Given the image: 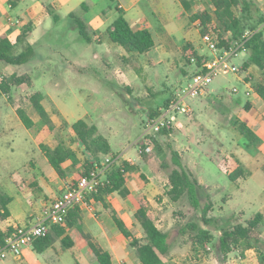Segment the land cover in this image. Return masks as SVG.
<instances>
[{
	"label": "rangeland",
	"instance_id": "obj_1",
	"mask_svg": "<svg viewBox=\"0 0 264 264\" xmlns=\"http://www.w3.org/2000/svg\"><path fill=\"white\" fill-rule=\"evenodd\" d=\"M255 2L262 12L264 0ZM198 3L199 10L206 8L211 11L212 5L208 0H200ZM62 26L60 29L62 27L64 31L65 26ZM261 27L264 32V23ZM53 33L54 30L49 29L44 35V40L51 41ZM55 34L59 35L57 38L65 37L68 46L62 47L60 42L53 46L43 43L36 47L33 56L35 58L30 62L6 69L4 65V68L0 67V83L12 75L23 77L25 80L21 84L11 82L8 93H4L0 87V187L7 185L13 175L19 174V169L25 163L31 161L35 164L39 161L38 158L42 154L40 145L50 146L56 143V134L58 138L65 137V130L68 131L70 127L65 117L70 122L83 118L89 124L96 125L98 132L109 139L112 148L109 157L117 158L114 164L129 161L130 165H136L138 168L147 166L143 170L154 183L149 185L155 188L148 192V211L158 228L162 231H173L172 245L166 262L176 260L180 264H258L256 250L246 256L241 248H234L227 255H223L217 245L219 227L227 224L246 225L247 220L257 211L255 206L259 201L260 190L264 187V173L257 172L252 175V179L234 183L218 169L210 157L218 149L219 142H228L230 135L225 127L226 121L231 117L232 120L238 119L239 113L235 110L242 108L247 99L244 96L245 86L240 79L248 81L254 94H257L255 86L264 85L262 71L251 65L245 70L241 69L237 75H216L209 84L208 91L186 100L190 111L187 114L175 115L173 129L169 133H156L147 137L150 148L147 152L148 161L145 163L143 153L140 152L145 144L142 139L143 124L151 111L160 110L178 88L186 84L198 70L194 61L186 59L191 58L188 56L191 52L182 53L178 67L174 62L166 68L150 67L144 76H137L135 79L132 73H126L125 68L128 66L122 63L120 58L108 56L109 71L112 75V80H109L110 78H103L102 60L95 58L99 49L97 43L89 47L77 38L74 30L68 28L65 33ZM212 34L214 39H218L216 33ZM197 51L195 53L201 58L209 54L201 39ZM247 57L248 52H241L231 62L241 66ZM83 59L92 60L87 69H84ZM115 69H118V72L114 73ZM233 87L238 88L237 95L231 93ZM37 91L44 95L42 104L57 123V129L52 133L46 126L39 124L38 115L30 104L29 97ZM237 97L242 98L240 105L234 102ZM18 108L23 109L34 121L32 127L26 128L23 125L16 113ZM63 123H67V127L61 132L58 127ZM153 139L162 143L161 151L155 148ZM167 143L179 153L185 168L205 185L204 189L199 190V196L202 202L208 198L212 204L207 216L212 219L209 224H204L199 210L190 206L186 196L174 202L166 195L168 173L174 167ZM72 148L83 162L94 165V159L81 142H74ZM103 161L104 159L101 160ZM128 179L134 183L132 174ZM245 199L251 203H246ZM188 222L209 229L213 235L212 242L194 250L190 238L193 232H181V228ZM139 231L138 227L133 236L138 235ZM260 239L264 241V237ZM53 248L56 251L34 252V255L46 260V264H75V257H78L81 264L86 262L74 248L61 249L58 240L53 243ZM0 264L32 263L28 259L14 261L6 258L0 259Z\"/></svg>",
	"mask_w": 264,
	"mask_h": 264
},
{
	"label": "crops",
	"instance_id": "obj_2",
	"mask_svg": "<svg viewBox=\"0 0 264 264\" xmlns=\"http://www.w3.org/2000/svg\"><path fill=\"white\" fill-rule=\"evenodd\" d=\"M197 1L200 0H0V35H5L14 42L25 23L31 22L33 29L28 41L35 45V52L36 47L43 43L53 46L60 42L62 47L63 45L68 46V40L65 37L57 38L59 35L55 33H65L67 28L74 30L65 18L69 13H74L84 19L92 35V43H87L88 46L92 47L94 43H97L99 47L95 58L102 60L103 78L107 77L112 80L109 71V59L107 58L112 56L120 58L122 63L128 66L125 68L126 73H132L135 79L137 76H144V73L150 67L166 68L173 62L178 67L182 53L198 52V44L201 39L199 22L191 21L190 15L206 8L199 10L198 7L200 6ZM46 4H51L55 12L60 15L61 20L58 23H53L45 8ZM82 4H84V9L81 8ZM118 9L123 12L133 29L146 28L150 31L154 40V47L151 50L143 54L132 55L122 48L123 51L117 49L113 45L114 43L108 39L106 29L116 18ZM62 25L65 26L64 31ZM60 26H62L61 29ZM49 29L54 30L51 41L44 40V35L47 34ZM36 35H40V37H36ZM185 46L189 48L184 52L183 48ZM131 56L138 63L139 72L134 71L125 60V58ZM34 58L32 57L31 60ZM90 61L92 62L89 59L82 60L83 63L85 62L83 64L84 69L88 68V65L91 64ZM4 66L5 69L11 67ZM4 66L0 63V67L4 68ZM116 72H118V69H115L114 73ZM95 76L97 77V74ZM239 98L242 101V98ZM244 103L249 105L248 109H245L244 106L240 109L239 107L236 108V113H239L238 119L235 120L234 118L232 120L231 117L226 121L225 127L227 134L230 135L228 142H219L218 149L210 157V160L216 164L226 177L237 166L242 168L244 175L235 180L236 182L246 181L257 172L264 173V100L258 94L252 92ZM50 118L56 125L57 123L51 115ZM65 119L68 124L73 123L66 117ZM55 144L48 147L54 148ZM78 159L83 162L79 157ZM38 160L35 164L31 161L25 163L19 169V174L13 175L9 182L7 181V185L0 187V191L10 197V201L6 205L8 216L0 218V233L7 231L14 225H30L37 222L42 208L59 196L68 183L73 181L76 174L82 170L81 167H73L70 161L67 160L62 165L66 175L64 178H60L49 165L43 152ZM145 168L140 167L139 170L128 174V177L130 174L133 175L134 183L132 184L127 178L125 186L128 194L126 196L122 197L113 192L104 197V202L108 207L94 199L91 201L90 209L78 207L79 223L82 231L90 234L104 250L110 253L111 264H142L134 250L129 246V239L124 237L115 225L110 208L124 222L132 235L135 230H138L139 226L134 218V213L141 202L146 205V201L149 200L148 192L151 189L155 190L149 185L154 183L146 171L143 170ZM140 173L144 176L141 185L137 179ZM258 198V204L255 206L257 211L253 215L255 213L262 214V218L255 229L257 236L262 238L264 237V187L261 188ZM245 201L251 203L248 199H245ZM64 230L62 235L54 237L53 243L58 240L61 243V249L74 248L79 257L83 256L85 258V264H91L92 255L83 239L76 236L72 228L64 227ZM139 235H142L141 230L135 236L140 237ZM65 236L71 237L74 241L73 246L70 248L62 246L61 239ZM53 243L38 253H45L48 250L56 251L53 248ZM254 250V248L244 250L245 255L253 254ZM34 252L37 251L33 249L32 245H28L23 249L18 259H11L14 261L28 259L32 264H46V260L37 258ZM74 262L75 264L77 262L81 264L78 257H75ZM172 262L180 264L176 260Z\"/></svg>",
	"mask_w": 264,
	"mask_h": 264
},
{
	"label": "trees",
	"instance_id": "obj_3",
	"mask_svg": "<svg viewBox=\"0 0 264 264\" xmlns=\"http://www.w3.org/2000/svg\"><path fill=\"white\" fill-rule=\"evenodd\" d=\"M208 1L213 7L211 11L204 9L190 15L191 21L199 22L200 35L202 36L210 31L216 33L218 38L217 45L219 48L233 45L236 41H243L245 53L248 52V57L242 63L241 69L245 70L251 65H255L262 71L264 78V32L261 27V24L264 23V15L260 12L255 0ZM45 8L51 16L53 23L56 24L61 20L60 15L55 12L51 4H46ZM81 8L84 9V4L81 5ZM65 18L69 21L71 28L74 29L80 41L88 44L92 43V35L82 17L74 13H69ZM32 29L31 22L25 23L14 42L7 36L0 35L1 64L19 66L32 59L35 53V45L28 41ZM246 32L250 33L244 36ZM225 34L226 36L224 37L223 35ZM106 35L112 43L132 55L146 53L154 47V40L150 31L146 28L133 29L120 9H118L116 18L106 29ZM187 48L189 47L185 46L183 51L185 52ZM190 52L188 56L195 59L194 65L199 68L202 58L199 57L195 51ZM186 59L190 61L191 58ZM125 60L134 71L139 72L138 63L135 58L131 56L125 58ZM11 82L21 84L25 82V80L23 77H16L14 75L4 78L2 83H0V87L4 93L9 92V84ZM255 90L264 100V85L257 84ZM43 99L44 95L40 91L33 93L29 97L30 104L38 115L39 124L41 126H46L49 132L52 133L57 129V126L53 123L49 113L43 106ZM234 102L240 105L241 99L237 97ZM243 106L245 109L249 107L247 103H244ZM16 113L26 128L33 126V120L23 109L18 108ZM157 113L158 110L151 111L149 116H154ZM64 127H67V123L61 124L58 127L59 131L63 132L62 129H64ZM172 129L173 127L168 130L163 128L158 133L166 135ZM68 131L65 130V137L63 136V138H58V134H56L57 139L54 148L40 145V149L47 158L49 165L60 178H64L66 175V171L62 166L65 161H70L73 167H81L82 170L76 174L74 179L77 180L82 174L93 167V163L81 162L78 159L77 154L71 148L74 142H81L94 159V163L98 165H100L102 159L109 156L112 148L107 137L98 132L97 126L89 124L83 118L74 121L70 125ZM153 143L155 148L161 151L162 143L155 139H153ZM166 146L170 149L171 160L174 165L168 173V186L165 189L166 195L174 202L186 196L190 206L194 210H199L204 224H209L212 219L207 216L208 212L211 211L212 204L208 198L202 202L199 196V190L204 189V185L185 168L179 153H177L175 149H172L170 144L167 143ZM144 147L145 144L142 148L144 149ZM143 161L145 163L148 161V154L145 152H143ZM137 170H139L137 166L130 165L126 161H123L121 164H110L104 172L105 181L103 186L99 187L97 192L92 193L91 196L94 200L102 202L105 206L104 197L113 192L118 193L122 197L126 196L128 191L125 185L128 174ZM243 175L244 172L242 168L237 166L228 173V179L234 182ZM137 179L138 183L141 185L144 176L140 173ZM9 201L10 197L0 191V218L8 216L6 205ZM110 213L119 231L124 237L129 239V246L134 250L137 258L142 264H176L175 262H166L172 245L171 233L173 231H162L158 228L143 202L139 204V207L134 213V218L142 233L140 237H134L126 228L124 222L111 208ZM79 218V208L77 206L72 207L65 217L64 225L51 226V231H49L45 237L37 238L33 241V249L37 252H42L53 243L55 236L58 237L64 233V227H68L72 228L74 234L80 239H83L87 245L92 255L91 264H111L110 253L104 250L90 234L82 231ZM261 218V213H255L247 220L246 225L235 224L229 226V224H227L219 227L220 236L218 238V250L223 255H227L234 248H241L242 251L248 248H254L257 252L258 264H264V241L260 239L255 232ZM186 231L193 232L190 238L194 250L203 248L205 244L211 243L213 240L211 231L207 228L198 226L196 223H186L185 226L181 228V232L185 233ZM61 242L64 248H70L74 243L69 236L63 237ZM77 264L79 263L77 262Z\"/></svg>",
	"mask_w": 264,
	"mask_h": 264
},
{
	"label": "built area",
	"instance_id": "obj_4",
	"mask_svg": "<svg viewBox=\"0 0 264 264\" xmlns=\"http://www.w3.org/2000/svg\"><path fill=\"white\" fill-rule=\"evenodd\" d=\"M262 13L264 15V9ZM249 33L246 32L244 36ZM201 40L208 49L209 54L202 58L198 70L195 71L186 84L178 88L172 98L158 110V113L146 118L142 135L145 147L141 149V153H147L150 148V141L147 137L158 133L163 128L168 130L173 127V119L176 114H187L190 111V106L186 103V100L196 98L208 91V86L216 75L221 73L237 75L240 72L241 66H237L231 60L237 57L239 53H245L243 41H236L233 45L219 48L217 39H214L211 32L202 35ZM190 60L195 61L193 57ZM240 81L245 86L244 96L250 97L253 92L252 87L245 79H240ZM238 92L237 87L231 89V93L234 95H237ZM116 160V157L111 158L108 156L100 165L94 163L89 171L82 174L77 180L68 183L59 196L42 208L37 222L30 225H14L1 233L0 259H18L23 249L28 245H32L35 239L45 237L51 226L64 225L65 217L72 207L90 209L93 200L91 194L97 192L98 188L103 186L105 181L104 172Z\"/></svg>",
	"mask_w": 264,
	"mask_h": 264
}]
</instances>
